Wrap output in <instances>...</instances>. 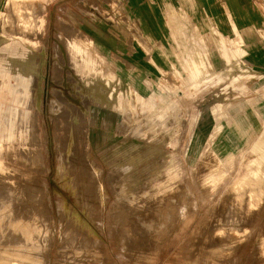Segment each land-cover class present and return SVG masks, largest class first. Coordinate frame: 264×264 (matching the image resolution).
Listing matches in <instances>:
<instances>
[{"label":"rangeland","instance_id":"obj_1","mask_svg":"<svg viewBox=\"0 0 264 264\" xmlns=\"http://www.w3.org/2000/svg\"><path fill=\"white\" fill-rule=\"evenodd\" d=\"M52 1L0 0V264H264V0L227 31L167 12L173 64L149 96ZM82 1L139 37L122 0ZM230 125L247 139L224 159Z\"/></svg>","mask_w":264,"mask_h":264},{"label":"crops","instance_id":"obj_2","mask_svg":"<svg viewBox=\"0 0 264 264\" xmlns=\"http://www.w3.org/2000/svg\"><path fill=\"white\" fill-rule=\"evenodd\" d=\"M239 1L243 0H122L125 5L124 14L129 15L136 24L139 37L125 25L116 29L99 16L93 7L81 0H53L47 5V10L50 17L54 14L57 24L58 19H61L75 26L76 30L92 41L90 44H93L95 51L105 59L108 68L117 74L121 89L128 87L149 96L155 88L157 74L173 64V39L167 14L182 11L189 15V24L212 23L220 30L227 31L228 25L239 23V10L246 13L250 22L254 20L248 8H243ZM226 14L233 20L229 21ZM208 122L204 119L197 124V132L191 138L187 150L189 153L194 154L193 149L205 143L210 128ZM246 139V134L241 133L236 126H226L211 144V149L218 148V155L227 154L224 159L233 158L244 146ZM230 141L234 150L226 152L220 147L221 143L228 144Z\"/></svg>","mask_w":264,"mask_h":264},{"label":"bare ground","instance_id":"obj_3","mask_svg":"<svg viewBox=\"0 0 264 264\" xmlns=\"http://www.w3.org/2000/svg\"><path fill=\"white\" fill-rule=\"evenodd\" d=\"M19 52V51H18ZM25 52V51H24ZM10 54V53H9ZM19 54V53H18ZM23 55V54H22ZM10 56V55H9ZM26 60V59H25ZM28 60V59H27ZM6 63V64H5ZM5 63H4V67H6V68H8L9 66H11L10 65V63H8V61H5ZM25 64V63H24ZM6 65V66H5ZM34 65V64H33ZM32 65V66H33ZM35 66H36V64H35ZM34 67V66H33ZM2 68V67H1ZM26 69H27V67H26ZM25 69V70H26ZM29 70V69H28ZM7 72L8 71H5V75H7ZM26 73H27V71H26ZM26 75V74H25ZM20 81H22L23 82V84H21L22 86L21 87H23L24 88V91H26L27 89V81H28V79H29V77H24V76H21V77H19L18 78ZM9 82V81H8ZM8 85H9V83H8ZM9 87V86H8ZM6 92V91H5ZM1 97V96H0ZM256 176V175H255ZM20 183V182H19ZM263 185V184H262ZM260 188V187H259ZM5 189V188H4ZM261 189H263V188H261ZM256 190V189H255ZM263 191V190H262ZM10 192V191H9ZM254 192V191H253ZM258 195H260V194H258ZM233 200V199H232ZM248 200V199H247ZM227 203H228V201H227ZM29 206H31V205H29ZM1 207H2V205H1ZM228 207V206H227ZM1 209V208H0ZM3 210V209H2ZM236 210V209H235ZM221 211V210H220ZM231 211V210H230ZM174 212V211H173ZM216 212V211H215ZM228 212V211H227ZM232 212V211H231ZM229 213V212H228ZM227 213V214H228ZM232 215H233V213H231ZM235 214V213H234ZM1 215V214H0ZM10 215V217H12L13 216V214L11 215V214H9ZM8 214L6 215V216H9ZM213 215V214H212ZM227 216V215H226ZM225 216V217H226ZM229 216V215H228ZM21 217V216H20ZM233 217V216H232ZM25 218H26V216H25ZM229 218V217H228ZM230 219V218H229ZM233 219H235V218H233ZM9 220V218L7 219V221ZM213 220V219H212ZM215 220V219H214ZM226 220V219H225ZM231 220V219H230ZM237 220V219H236ZM2 221V220H1ZM4 221V220H3ZM2 221V222H3ZM7 221H6V223H7ZM17 221H18V219H17ZM227 221H229L228 219H227ZM219 222V221H218ZM223 222V221H222ZM230 222V221H229ZM5 223V224H6ZM16 223V222H15ZM228 223V222H227ZM2 224V223H1ZM12 225V224H11ZM9 226V225H8ZM38 228V227H37ZM3 229V228H2ZM1 229V230H2ZM4 229L6 230V227L4 226ZM3 229V230H4ZM21 229V228H20ZM222 229V228H221ZM2 230V231H3ZM219 230V229H218ZM8 231V230H7ZM15 231V230H14ZM17 231V230H16ZM12 232V231H11ZM20 232V231H19ZM23 232V231H22ZM214 232V231H213ZM212 232V233H213ZM224 232V231H223ZM5 234L7 233V232H4ZM15 233V232H14ZM112 233V232H111ZM212 233H210L211 235H212ZM3 234V233H2ZM11 234H13V233H11ZM207 234V233H206ZM229 233H227V235H228ZM21 235V234H20ZM19 235V236H20ZM214 235V234H213ZM0 236H1V234H0ZM11 236V235H10ZM23 236V238H24V235H22ZM28 236V235H27ZM206 236V235H205ZM2 237H3V235H2ZM2 237H0V238H2ZM5 238H6V236H4ZM8 237V236H7ZM12 237V236H11ZM15 237H17V235H15ZM123 237V236H122ZM212 237V236H211ZM18 238V237H17ZM204 238H206V237H204ZM225 238V237H224ZM4 239V238H3ZM32 239V238H31ZM34 239V238H33ZM123 239V238H122ZM5 240H7V239H5ZM16 239H13V243H14V241H15ZM22 240V239H21ZM19 238H18V240H17V242L18 241H20V243L21 244H23L24 242H22ZM30 241V240H29ZM214 241V240H213ZM1 242V241H0ZM2 242H3V240H2ZM212 242V241H211ZM224 242V241H223ZM5 243V242H4ZM19 243V242H18ZM219 243V242H218ZM20 244V245H21ZM65 244V243H64ZM226 244V243H225ZM13 245V244H12ZM15 246H17L16 244H14ZM32 245V244H31ZM101 245V244H100ZM215 245V244H214ZM221 245V244H220ZM2 246V245H1ZM25 246V245H24ZM62 246H63V244H62ZM216 246V245H215ZM218 246H219V244H218ZM3 247V246H2ZM2 247H0V248H2ZM19 247V246H18ZM65 247V246H64ZM223 247V246H222ZM224 247H225V245H224ZM198 248V247H197ZM216 248V247H215ZM218 248V247H217ZM11 249H13V248H11ZM10 249V250H11ZM15 249V248H14ZM17 250L19 249V250H21L22 251V249L21 248H16ZM25 249V248H24ZM28 249V248H27ZM26 250V249H25ZM33 250H34V248H33ZM7 251V250H6ZM5 251V252H6ZM21 251H19L18 253H20ZM211 251V250H210ZM214 251V250H213ZM12 252H14V251H12ZM12 252L10 253V254H12ZM16 252V251H15ZM23 252H25V251H23ZM27 252V251H26ZM218 252V251H217ZM220 253H221V251H219ZM2 253V252H1ZM4 253V252H3ZM17 253V254H18ZM22 253V252H21ZM14 254V253H13ZM212 254V253H211ZM215 254H217V253H215ZM7 255V254H6ZM16 255V254H15ZM220 255V254H219ZM10 256V255H9ZM31 256V255H30ZM35 256V255H34ZM0 257H1V255H0ZM210 257H212V256H210ZM221 257V256H220ZM7 258H9V257H7ZM94 258V257H93ZM14 259V258H13ZM86 259V258H85ZM26 260V259H25ZM49 260V259H48ZM223 260V259H222ZM17 261V260H16ZM86 261V260H85ZM88 261V260H87ZM91 261V260H90ZM224 261V260H223ZM15 262V261H14ZM89 262V261H88ZM92 262V261H91ZM95 262V261H94ZM98 262V261H97ZM207 262V261H206ZM227 262V261H226ZM231 262V261H230ZM81 263V262H80ZM84 263V262H83ZM223 263V262H222ZM232 263V262H231ZM18 264H21V263H18ZM89 264V263H88ZM91 264H93V263H91ZM94 264H99V263H94ZM224 264V263H223ZM228 264V263H227Z\"/></svg>","mask_w":264,"mask_h":264}]
</instances>
